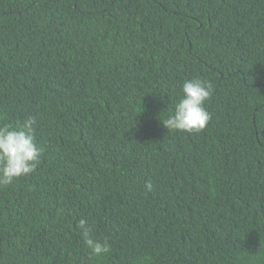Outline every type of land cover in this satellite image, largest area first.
<instances>
[{"label": "trees", "instance_id": "16d2710c", "mask_svg": "<svg viewBox=\"0 0 264 264\" xmlns=\"http://www.w3.org/2000/svg\"><path fill=\"white\" fill-rule=\"evenodd\" d=\"M196 77L211 120L168 132ZM28 116L0 264H264V0H0V126Z\"/></svg>", "mask_w": 264, "mask_h": 264}, {"label": "clouds", "instance_id": "9594fccd", "mask_svg": "<svg viewBox=\"0 0 264 264\" xmlns=\"http://www.w3.org/2000/svg\"><path fill=\"white\" fill-rule=\"evenodd\" d=\"M182 95L176 102L173 114L161 120L169 131L199 132L211 120L205 103L210 99L213 85L198 77L187 79L181 86ZM37 120L28 116L16 127L0 126V186L11 184L14 180L35 172L42 155V148L35 137ZM152 185H146L151 190ZM80 229L85 246L94 256H101L110 250L107 241L96 239L92 227L85 219H80Z\"/></svg>", "mask_w": 264, "mask_h": 264}]
</instances>
